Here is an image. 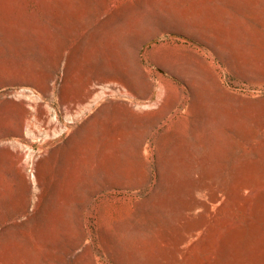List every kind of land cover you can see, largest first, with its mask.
Returning a JSON list of instances; mask_svg holds the SVG:
<instances>
[{"label": "rangeland", "instance_id": "rangeland-1", "mask_svg": "<svg viewBox=\"0 0 264 264\" xmlns=\"http://www.w3.org/2000/svg\"><path fill=\"white\" fill-rule=\"evenodd\" d=\"M177 1L174 29L149 19L156 3L119 0L87 46L81 79L115 137L93 144L117 186L87 187L102 203L75 264H264V0Z\"/></svg>", "mask_w": 264, "mask_h": 264}, {"label": "crops", "instance_id": "crops-1", "mask_svg": "<svg viewBox=\"0 0 264 264\" xmlns=\"http://www.w3.org/2000/svg\"><path fill=\"white\" fill-rule=\"evenodd\" d=\"M149 2L158 5L149 19L159 27H181L179 1ZM118 4L0 0V264H75L87 205L102 203L87 187L117 186L116 155L93 144L115 139L102 130L110 116L92 108L81 62L97 30L111 37ZM47 29L61 32L22 33Z\"/></svg>", "mask_w": 264, "mask_h": 264}, {"label": "built area", "instance_id": "built-area-1", "mask_svg": "<svg viewBox=\"0 0 264 264\" xmlns=\"http://www.w3.org/2000/svg\"><path fill=\"white\" fill-rule=\"evenodd\" d=\"M42 137H43L42 135L39 136V138L37 139V141H41ZM32 164H33L32 161L27 162V171L29 173V176L32 175Z\"/></svg>", "mask_w": 264, "mask_h": 264}]
</instances>
